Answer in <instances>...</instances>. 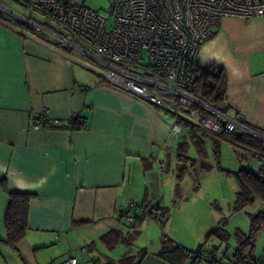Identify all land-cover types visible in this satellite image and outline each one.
Returning a JSON list of instances; mask_svg holds the SVG:
<instances>
[{
  "label": "crops",
  "instance_id": "0c3cea01",
  "mask_svg": "<svg viewBox=\"0 0 264 264\" xmlns=\"http://www.w3.org/2000/svg\"><path fill=\"white\" fill-rule=\"evenodd\" d=\"M18 14V20L0 17V264H63L71 257L78 264H209L186 257L201 246L211 261L227 262L248 230L236 228L229 242L227 219L210 207L207 217L185 218L201 205L200 184L190 192V175L206 169L199 162L207 165L206 152L193 143L201 131L168 149L164 137L175 120L170 111L110 87L82 40L64 37L36 13ZM197 62L224 68V112L244 126L236 131L264 139V16L223 18ZM43 115L50 124L38 122ZM72 120L83 126L73 128ZM201 137L213 148L208 136ZM223 140L232 144L220 138L216 160ZM191 147L196 162L184 171ZM239 149L256 160L253 149ZM235 153L237 171H252L246 156ZM7 192L32 195L28 231L17 249L3 241ZM130 201L136 204L133 223L122 218ZM255 203L248 215L264 211L259 199ZM153 207L170 212L162 225L148 215ZM215 228L220 236L205 239ZM256 237L264 238V227ZM176 247L183 253L170 261ZM242 251L252 264H264V242L257 251L249 245Z\"/></svg>",
  "mask_w": 264,
  "mask_h": 264
},
{
  "label": "built area",
  "instance_id": "2783aa9c",
  "mask_svg": "<svg viewBox=\"0 0 264 264\" xmlns=\"http://www.w3.org/2000/svg\"><path fill=\"white\" fill-rule=\"evenodd\" d=\"M10 1L54 20L85 42L110 87L170 111L175 120L164 137L168 149L174 150L175 143L193 126L221 137L244 131L235 114L218 110L195 94L189 65L197 61L201 46L214 36L223 18L262 17L264 0H108L107 17L75 0ZM0 11L20 17L1 0ZM110 19L113 23L109 26ZM38 122L50 124L51 120L43 115ZM255 159L264 170V155L257 153ZM159 165L163 168L162 162ZM134 207L130 201L122 212L129 223L135 220ZM148 215L162 225L171 214L152 208ZM186 257L189 262L205 259L209 264H252L245 252L232 255L225 263L211 261L203 248L187 251ZM63 264L78 261L71 257Z\"/></svg>",
  "mask_w": 264,
  "mask_h": 264
},
{
  "label": "trees",
  "instance_id": "16d2710c",
  "mask_svg": "<svg viewBox=\"0 0 264 264\" xmlns=\"http://www.w3.org/2000/svg\"><path fill=\"white\" fill-rule=\"evenodd\" d=\"M2 12L0 11V17ZM189 71L193 74V86L195 94L204 102L211 104L213 107L226 111L223 108V104L226 96V74L225 70L221 65H210L205 66L199 62H192L189 65ZM72 127L75 129L81 128L83 124H79L78 121H71ZM196 131H201L200 135L194 139V145L200 154H205L204 146V137H209L213 142V150L217 153L219 147V139L221 136L213 135L197 126H193L190 129V133L195 134ZM222 138H227L233 144V147L236 148L239 146H245L253 149L255 151L252 154L253 157H256V154L264 155V139L249 135L245 132L234 131L233 133L227 134ZM186 145V144H184ZM184 151V150H183ZM185 152V151H184ZM182 152V153H184ZM183 155V154H182ZM181 154L178 157H182ZM218 160V159H217ZM184 163V167H181L182 170L186 171L189 166L192 168L194 166L195 160H190ZM199 167L205 169L209 166H203V162L198 163ZM191 170V169H190ZM182 171V172H184ZM231 173V172H230ZM236 176V179L239 183V189L235 194V206L232 211L237 212L241 209H244L248 205H251L253 201L257 198L262 204H264V170H258L257 173H254L248 169L241 167L238 171L233 173ZM4 187V181L0 183ZM10 197V204L5 214L4 226H5V238L4 242L17 249L18 243L25 237L28 231V207L29 201L32 198L31 194L28 193H18V192H7ZM156 209H163L161 207H153ZM250 220V229L249 232L244 236H238L239 245L242 248L236 250L235 254L242 253L243 247L246 245L252 246L254 237L260 231L261 226L264 225V211L249 214ZM221 228H215L210 230L205 239H208L210 236H220ZM202 248L199 247L198 249ZM197 250V249H196ZM182 254V250L176 247L169 260H172L174 254ZM187 253V252H186ZM166 256V255H165Z\"/></svg>",
  "mask_w": 264,
  "mask_h": 264
},
{
  "label": "rangeland",
  "instance_id": "374dc122",
  "mask_svg": "<svg viewBox=\"0 0 264 264\" xmlns=\"http://www.w3.org/2000/svg\"><path fill=\"white\" fill-rule=\"evenodd\" d=\"M2 2L6 3L14 12H18L20 14H26L29 11L23 9L21 5H19L16 2L10 1V0H1ZM76 2L83 3L86 6L92 8L93 10L99 12L100 14L104 16H108L109 12V1L108 0H75ZM8 14V13H5ZM40 15L39 13H36ZM34 16L37 20H41L45 25H48L50 28H52L55 31H58L59 34L63 35L64 37L70 38L71 33L68 32L66 29H64L61 25L56 23L54 20L49 19L43 15L40 16ZM8 16L17 19V16H13L8 14ZM18 20V19H17ZM113 23V20H109V26ZM222 138V137H221ZM235 148L231 143H227L226 140H223L221 142V149H220V156L218 160H216L214 155V150L210 143L205 144V157H202L204 159V162L207 164V167L205 170H201L198 174H195L192 172L190 175L191 179V186L190 188L195 186V183L197 182V185L200 184L198 188V197H200V207L199 209L193 210L194 213L191 214L190 210L187 212V217L185 218H196V220L199 219V217H207L209 214L208 207L211 209L217 210L222 212L223 216L227 219V222H223V226H226V229L229 231L230 236L226 238L228 241L235 240L234 232L235 229L238 227H243L244 229H247L249 232L250 229V220L248 213H251L254 210V207L256 205H249L245 210L237 212L232 211V207L234 206L235 202V194L239 189V183L236 179V176L233 174L237 171L240 162L238 161L235 153ZM236 151H239V154H242L243 156H246V153L244 150L236 148ZM189 155L192 160H194L195 152L193 147L189 150ZM249 157L246 156L245 159H243V163L249 162L250 166L249 169L252 171H258V165L256 160L251 159L248 161ZM231 172V173H230ZM189 188V189H190ZM197 193V191H196ZM203 201V202H202ZM199 203V204H200ZM204 203V205H202ZM208 205V206H207ZM218 207V209H215ZM174 211H172L173 213ZM248 212V213H247ZM198 218V219H197ZM249 227V228H248ZM264 227V225L261 226V228ZM221 232V231H220ZM247 232V233H248ZM222 240L221 244L223 243L221 247V251L225 250V241ZM229 241V242H230ZM264 242V238H258L254 237L252 248L254 251H257L261 248V243Z\"/></svg>",
  "mask_w": 264,
  "mask_h": 264
}]
</instances>
